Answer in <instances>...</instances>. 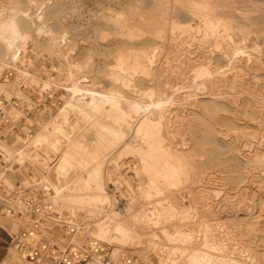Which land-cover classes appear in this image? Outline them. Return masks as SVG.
Returning a JSON list of instances; mask_svg holds the SVG:
<instances>
[{"label":"bare ground","instance_id":"bare-ground-1","mask_svg":"<svg viewBox=\"0 0 264 264\" xmlns=\"http://www.w3.org/2000/svg\"><path fill=\"white\" fill-rule=\"evenodd\" d=\"M68 2L69 0H9L7 2L9 5L4 6L3 3V6L0 7V66L14 64L15 67V62L20 61L23 54L22 58L26 56L28 47L32 48L29 51L33 52L32 55L37 60L38 58L45 60L49 58L52 61L45 63L47 66L49 65V70L45 71L47 74L44 78L42 75L44 72L42 74H40L41 71L38 72L36 63H34L36 64V69H34L32 61L31 64L26 63L25 68H22L24 64L22 67H16V71L22 74L20 82L27 80L37 83V87H41L42 90L50 89L52 95L49 102L43 101L45 104L42 108H46L45 119L41 116L37 117L38 113L37 116L34 115L36 110L33 107L35 104L33 103V94L26 97L27 94L24 95L22 87L20 88L19 84L16 85L15 81L13 85H7V88L6 81L0 83V85L5 84L2 86L3 90L0 87V93L6 101L8 100L9 105H11L10 99L7 98L13 94L16 97L15 100H21V108L31 114L34 113V117L39 118H36L34 122V119L32 122L27 119L30 122L29 126H33L35 131L30 130L32 135L29 136L26 133L29 123L27 125L24 124L25 122L20 123L21 116H18L22 113L19 114L17 110L15 112V108L13 109L11 105L10 109L14 111L7 113L9 117L7 119L15 118L11 121L12 125L20 126L22 134L26 133L27 137L19 135L21 138L15 140L20 146V148L18 146V153L16 155L13 150V154L11 153L9 158L15 159L20 165L27 163L34 172L38 170L39 173L47 175L53 172L50 176L40 175L38 179H35L38 180L35 186L39 187L43 184L44 179V181L50 180V177L55 180L54 184L59 183L58 186L54 185L55 188L53 186L54 190L49 193L47 198L54 204L52 217L59 220L58 217L62 215L63 218L60 220L67 224L76 220L82 221V223L87 221L86 231L81 232L83 237L93 238L104 245L113 243L121 245L131 241L138 243L143 237V229L146 228L149 229L150 238L154 239L156 232L153 230L158 228L166 238L164 240L179 241V248L171 249L172 252L179 253V264H264V250L255 249L258 246L256 242L258 239H254L255 233L260 230L256 232L257 228H253V221V226L249 222L250 219L261 221L259 215L261 210L264 211V201L261 200L262 196L260 197V192L264 191V0H91L92 8L89 9V12L95 10L94 14L97 16L95 22L90 23L89 27L96 38L92 40H97L101 50L105 49L98 51L100 56L105 57L109 54L113 59L110 63L104 60V65L103 61L100 62L104 67L94 61L99 58L94 59L96 57L92 56L94 58L89 57L90 59L87 60L86 57L91 51L87 52L85 48L83 50L86 56L80 52L82 56L72 55L75 44H78V39L72 37V31L70 35L68 22L64 18L67 16L70 22L77 10L75 7H68ZM141 2H145V4L147 2L148 8L145 7L147 4L142 5L143 9H138L135 15L133 11L135 4H141ZM170 2L178 5L170 7ZM81 10L79 8V11ZM69 11L74 13L73 16L68 15ZM177 11L179 16L173 17ZM169 15L172 17L169 18ZM174 18L178 21H172ZM71 26H74L72 22ZM72 30L75 28L73 27ZM86 32L88 33V31ZM248 42L249 45H247ZM61 44L65 47L62 46V48ZM114 44H116L115 48L107 49ZM194 44L197 45V52L200 55L198 54L197 59L194 58L196 60L193 59L194 65L191 63L192 76L189 77H193V80L189 79L194 82V89L199 95V98L196 99V107L210 120L204 122L206 119L199 118L201 119L199 121H203L204 126L206 125L208 129H202L201 137H190L193 139V147L186 148L187 146L184 145L183 148H174L170 143L172 139L168 140V129L165 123L167 116L165 109L169 107L167 102L170 100V96L163 100H159V97H166L168 92L175 91V89L170 87L171 85L164 88L162 85L156 87L161 82L163 84V81L160 82V80L161 74L165 70L162 71L163 63L155 65V58L162 56L161 52L165 48H168L170 53L175 52V58L171 60L175 61L178 53L184 57H190L193 54L191 47ZM1 58H4L5 61ZM45 64L44 66H46ZM165 66L167 67V65ZM169 73H171V69ZM162 76L164 77V75ZM17 79L15 77V80ZM41 80L42 82H40ZM57 80L58 83H63L62 87L56 84ZM168 81L164 80V84L166 82L168 85ZM153 83H156L155 87L151 86ZM27 89L25 88V90ZM37 94L35 93V95ZM156 97L157 100H155ZM40 110L38 108V112L42 113L43 110ZM183 140L182 138V142ZM184 143L186 144L185 141ZM118 145L121 149L112 157L111 155L115 153L112 151ZM9 147L11 148V146ZM8 148L6 147L7 150H9ZM9 151L11 152V149ZM123 154L131 160L120 162L122 160L120 157ZM48 161L53 164L50 165L51 167ZM107 161L110 165L108 164L106 170ZM13 166L12 163L5 170L8 172L7 174H0V181L3 178L6 179V181L4 180L5 186L12 184L13 180L10 175H19L18 178L23 176L21 172L15 171ZM124 166L125 168H123ZM128 167L136 177L144 175L147 178V184L143 183L147 189H143L142 192L140 191L142 188H138L140 192L138 196H140L137 198L140 199L141 196L145 199L155 198L157 201L155 210L153 213L150 211L149 214L137 211L130 215L129 212L126 217L121 216V213H118L120 211L117 213L111 211L110 214L104 215L102 210L106 212V205L110 204H107L110 198L106 191L105 179L108 177L105 174L114 175L110 176L112 179L106 181L107 185H112L115 190L121 191L117 178L121 177L122 170ZM206 168L209 170L207 171ZM202 169L213 175L215 181L221 186H227L228 191L225 192L224 198L219 203L209 205L208 208L200 207L198 209L199 207L196 206L199 205L197 196L199 193L194 194L192 193L194 190L191 192L189 187L185 186H187V181L189 183V179L191 182L197 180L200 172H204ZM32 175L34 176V174ZM105 176L107 178L104 179ZM193 177H197V179ZM257 177L260 178L259 181L256 180ZM61 179L67 181L69 179V181L61 182ZM247 182L248 184H246ZM19 185L27 188L26 183L21 182ZM2 188L10 190L12 187L4 188L3 186ZM178 188L187 191L189 204H191L188 208H183L184 206L180 208V202H178L179 211L177 212L179 215L175 213L174 208H171L174 204H171L169 200L174 195L173 190ZM0 190L2 192L1 186ZM212 190H206L205 193L207 195L214 194L217 198L219 191ZM232 192L239 194L236 196V193ZM8 195L3 197L6 199H1L2 194L0 197V202L5 203L6 201L9 206L4 209L5 211L2 209L6 216L11 215L10 211L15 213L18 207L16 206L15 209L14 205H21L19 196L16 197L15 193ZM128 197L124 198L126 201L129 200V204L126 203L124 208L127 207L129 211L132 210L134 204H137L135 203L137 198L132 195V198ZM133 198L134 200H132ZM232 198L239 200L235 205L236 209L230 208L232 205L230 199ZM3 200L5 201L3 202ZM162 201L168 202L164 204ZM241 203L242 205L245 203V206L239 208L238 205ZM10 206L13 208L12 210H10ZM140 208L142 207L140 206ZM175 209L177 208L175 207ZM226 209H231V211L226 212ZM173 211L179 217V222H177L179 231L176 232V229L172 234L165 228V223L175 216ZM3 214L1 213L0 216ZM224 214L227 218L222 217ZM207 215L210 216V220L198 221L199 219H195L197 222L193 220L198 217L206 218ZM6 216L3 217L7 219ZM28 219L25 217L24 221L29 222ZM40 220L42 219L38 217L35 222ZM262 222L264 223V219ZM197 223L201 229L200 231L196 227V229H191L195 233V230L198 232V234H193L194 232L188 230V227L190 225L194 227ZM175 224L173 223V225ZM193 224L195 225L192 226ZM13 225L17 227L15 223ZM87 228L92 230H87ZM175 228L176 226H174ZM262 232L263 230L259 234H263ZM152 239L150 240L152 241ZM262 240L264 241L263 238ZM239 241L246 244L238 246L237 242ZM250 243L257 245L253 248L254 246H250ZM106 250L108 251L109 248ZM119 254L120 252L116 249L109 252L110 264L117 263ZM15 255L17 254L14 252L10 255L11 261H8L10 264H16L14 261H18L19 258L17 259ZM165 259H171V257H165ZM162 260L158 264H165ZM86 264L94 263L87 261Z\"/></svg>","mask_w":264,"mask_h":264},{"label":"rangeland","instance_id":"rangeland-1","mask_svg":"<svg viewBox=\"0 0 264 264\" xmlns=\"http://www.w3.org/2000/svg\"><path fill=\"white\" fill-rule=\"evenodd\" d=\"M6 1V2H5ZM12 1V0H11ZM14 1V0H13ZM67 1V0H66ZM90 1L91 0H69V2H68V7H75L76 8V10L77 11H75L74 13H72V12H70L69 11V13H68V15H71V16H73V14H74V16H73V20L72 19H70V22H69V19H68V17L66 16V18H64L67 22H68V30H69V33H70V35H71V33L73 32V35H72V37H75V38H77L78 39V44L80 43V41H82L79 45L78 44H75L76 46V48L74 47L73 48V50H74V53L72 54V55H81L82 53H84V55H85V52H84V48H85V51H87V52H89V51H91V52H89V54L86 52V54H88V56L86 57L87 58V60L88 59H92V58H94V57H96V58H94V59H97V58H99V59H97V60H94L95 62H98V64H100V66H102L101 64L103 63V65L105 64V62H112L113 61V59L111 58V55H109V54H107L105 57L107 58H105V57H103L102 55V57L99 55V53L100 52H98V51H104L105 49H103V50H101L102 48L98 45V42H96L95 40H92V39H96L95 37H94V33H93V31H91V28H89L90 27V23H94L95 22V20H96V18H97V16H95L96 14H94V12H95V10H91L90 12H89V9L90 8H92V4L90 3ZM141 1V0H140ZM7 2H9V0H4V1H2V0H0V7H1V5L3 4L4 6H6V5H9V4H7ZM71 2V3H70ZM148 2V1H147ZM146 2V4H145V2H141V4L140 3H138L137 5L135 4V8L133 9V8H131V9H133V11H134V14L137 12V10L138 9H143V6H145V7H147L148 6V3ZM6 3V4H5ZM171 3V2H170ZM173 4V5H172ZM177 4V3H176ZM2 5V6H3ZM82 5H83V7H82ZM139 5H141V6H139ZM143 5V6H142ZM170 5V7H175V6H177V5H175V3L174 2H172L171 4H169ZM78 6V7H77ZM137 7V8H136ZM79 8H80V10L81 11H79ZM148 8V7H147ZM132 10H131V13L133 12ZM92 13V14H91ZM178 11H177V13L176 14H171V15H173V17L174 16H176L177 15V17L179 16L178 15ZM137 14V13H136ZM135 14V15H136ZM75 15H76V17H75ZM171 15H169L168 17L169 18H171L172 16ZM82 16V17H81ZM176 17V18H177ZM83 18V19H82ZM95 18V19H94ZM174 18L172 21H178L179 20V18ZM68 19V20H67ZM79 19V20H78ZM72 20V21H71ZM75 20V21H74ZM77 20V21H76ZM90 21V22H89ZM71 22H72V24L74 25V26H71ZM76 22V23H75ZM78 22V23H77ZM81 22V23H80ZM86 22V23H85ZM70 24V25H69ZM88 25V26H87ZM76 26H78L77 28H76ZM80 26H82L83 28H81ZM75 28V30H72V28ZM80 27V28H79ZM88 28V29H87ZM76 29H79V30H77L76 31ZM80 29H83L82 31L80 30ZM168 29V28H167ZM166 29V30H167ZM88 31V33L86 32L85 33V31ZM72 31V32H71ZM79 31H80V33H79ZM84 31V32H83ZM168 32H169V30H167ZM166 31V32H167ZM75 32V33H74ZM83 32V33H82ZM77 33V34H76ZM79 33V34H78ZM91 35V36H90ZM82 36V37H81ZM84 36V37H83ZM90 36V37H89ZM89 37V38H88ZM81 38V39H80ZM84 38V39H83ZM83 39V40H82ZM158 41V40H157ZM86 42V43H85ZM88 42V43H87ZM85 43V44H84ZM93 43V44H92ZM96 43H97V45H96ZM64 44V43H63ZM63 44H61V47L63 46ZM83 44V45H82ZM261 44V43H260ZM196 44H194L192 47H191V50H192V53L193 54H195V55H193V54H191V56L190 57H188V56H186V57H184V56H182V55H179V53H178V57H177V59H175V61L174 60H171V59H173V58H175V52H169L168 51V48H165V49H163V52H161L163 55L162 56H159L157 59L155 58V61L157 62V60H158V62L156 63L155 62V65H157L158 63L160 64V63H163L164 64V67L162 66V71L164 72V70H165V72L164 73H162L161 74V80H160V82L161 81H163V84H162V82L161 83H159L158 85H156V87H161V85H162V88H164V87H168V86H170V87H174L173 89H175V91L174 90H172V92H168L167 94L168 95H166V97H159V100H163L164 98H169L168 96H170V100L167 102L168 103V110H169V112H168V110L167 109H165V115H167L166 116V120H165V123L167 124V129H168V140H171L172 139V141H170V143H171V146H172V144H173V147L175 148H183V147H185V146H187L186 148H188V147H193L192 146V142H193V139H191L190 137H192V138H194V137H201L202 136V132H203V130H205V128L206 129H208L207 127H206V125L204 126V122H208L210 119H209V117L208 116H205L204 114H202L201 113V110L198 108V107H196V99H198L199 97V95H198V92L194 89V86H195V84L193 85V83L194 82H192L191 80H193V77H189V76H192V74H191V67L190 66H192V65H194V60H196L197 59V56H198V54H199V52H197L198 51V47H197V45L195 46ZM247 45H249V42L247 43ZM82 46V47H81ZM92 46V47H91ZM97 46V47H96ZM114 46H116V44H114V45H112V47H108L107 49L108 50H112L113 49V47ZM244 46V45H243ZM261 46V45H260ZM63 47H65V46H63ZM62 47V48H63ZM80 47V48H79ZM95 47V48H94ZM31 47H28L27 48V54H26V56H24L23 58L25 59V57H26V59L27 58H30L31 59V57H32V59L29 61L28 59L26 60H24L23 58H22V56L24 55H22L21 56V60L19 61V60H17L16 62H15V67H14V64L13 65H7V64H5L6 66H0V83H3L4 81H6V88H7V85H13V82L17 85V84H19L18 86L21 88V90H22V92L24 93V95H26V97L27 96H32V94L34 95L33 96V103H35L34 105H33V107H34V110H36V111H34V115H36L37 116V113H38V116L37 117H39V116H41L42 118H46V114L44 113L45 112V107H44V109L42 108L43 107V104H45L46 102H49L48 100L50 99V96L52 95L51 94V92H50V89H46V90H42V88L41 87H37V83H34V82H32L33 83V86H32V83L30 82V81H27V80H21V82L19 81L20 79H21V77H22V74H21V72H17L16 71V67H22L23 66V64H24V66L22 67V68H25L26 66V63H30L31 64V61L33 62L32 64H33V68L34 69H36L37 68V70H38V72H40V74H42L43 72H44V74H42L43 75V78H44V76H46V72L45 71H47L48 72V70H49V65L47 66L45 63H49V62H52L49 58L48 59H43V58H38V60L36 59V58H34L35 56L34 55H32L33 54V52H31V50L29 51V49H30ZM109 48H111V49H109ZM115 48V47H114ZM32 49V48H31ZM88 49V50H87ZM100 49V50H99ZM167 50V51H166ZM29 51V52H28ZM83 51V52H82ZM251 52L253 51V50H250ZM81 54H80V53ZM107 52H109V51H107ZM169 52V53H168ZM91 53V54H90ZM161 53H159L160 55H161ZM165 53H167V54H165ZM28 54H29V56H31V57H29L28 56ZM31 54V55H30ZM83 55V54H82ZM81 55V56H82ZM97 55H99V56H97ZM172 55V56H171ZM200 55V54H199ZM86 56V55H85ZM92 56H94V57H92ZM165 56H166V59H165ZM180 56V57H179ZM195 56V57H194ZM84 57V56H83ZM90 57V58H89ZM168 57H171V58H168ZM86 58H84V59H86ZM111 58V59H110ZM194 58H196V59H194ZM2 60L4 59V58H1ZM35 59V60H34ZM44 60V61H41V60ZM101 59V60H100ZM103 59V60H102ZM194 59V60H193ZM38 62H37V61ZM83 60V59H82ZM104 60H106L105 62H104ZM169 60V61H168ZM3 61H5V60H3ZM23 61H25V62H23ZM27 61V62H26ZM41 62V64H40V62ZM49 61V62H48ZM103 61V62H102ZM168 61V62H167ZM172 61H173V63H172ZM42 62H44V63H42ZM54 62V61H53ZM100 62H102V63H100ZM167 62V63H166ZM169 62H171V63H169ZM1 63V62H0ZM34 63H36L37 64V67L35 68V66H36V64H34ZM39 63V64H38ZM191 63H192V65H191ZM22 64V65H21ZM44 64L46 65V66H44ZM183 66H182V65ZM17 65V66H16ZM39 65H40V67H39ZM165 65H167V67H168V65H169V67L167 68ZM177 65V66H176ZM187 65H189V66H187ZM6 67V68H5ZM42 67V68H41ZM102 67H104V66H102ZM190 67V69H188ZM10 70H9V69ZM45 68V69H44ZM171 69V73H169V71H170V69ZM178 68V69H177ZM217 68V67H216ZM167 69H169V70H167ZM176 69V70H175ZM12 70V71H11ZM17 72H15V71ZM173 70V71H172ZM178 70V71H177ZM190 70V71H189ZM14 71V72H13ZM166 71H168V72H166ZM187 73H186V72ZM217 71L218 72H220L219 71V69L217 68ZM13 72V73H12ZM178 72V73H177ZM14 73H15V75H14ZM9 74H10V77H9ZM19 74V75H18ZM167 74V75H166ZM178 74V75H177ZM181 74V75H180ZM13 75V76H12ZM18 75V76H17ZM80 75V74H79ZM78 75V76H79ZM162 75H164V77L162 76ZM171 75V76H170ZM187 76V78H186V76ZM15 77H17L18 79L17 80H15ZM163 77V78H162ZM168 79H167V78ZM182 77V78H181ZM8 78V79H7ZM191 80H190V79ZM162 79H164L166 82H167V80H169L168 82V85L166 84V82H165V84H164V80H162ZM186 79V80H185ZM190 80V81H189ZM8 81V82H7ZM174 81V82H173ZM40 82H42V80L40 81ZM60 82V81H59ZM183 82V83H182ZM189 82H191V84H189ZM8 83H10V84H8ZM22 83V84H21ZM27 83V84H26ZM21 84V85H20ZM41 84V83H40ZM56 84L58 85L59 84V86L60 87H62V82H60V83H58V80L56 81ZM155 84L156 83H153V84H151V86L153 85V87H155ZM5 84H1L0 85V87L2 88V90H3V87L2 86H4ZM36 85V86H35ZM165 85V86H164ZM27 87H28V89H27ZM25 88L27 89V90H25ZM37 88H40V89H37ZM188 88V89H187ZM24 89V90H23ZM30 89V90H29ZM37 89V90H36ZM7 90V89H6ZM6 90H4V91H6ZM31 90H32V92H31ZM39 90H42V91H39ZM52 90V89H51ZM192 90V91H191ZM3 92V91H2ZM50 92V93H49ZM62 92V91H61ZM35 93H38L37 95H35ZM40 93V94H39ZM43 93V94H42ZM189 93V94H188ZM194 94V95H193ZM11 96H9L7 99H10L9 101H10V104L12 105V107H13V109L15 108V112H16V110L17 111H19V114H21V115H19L18 117H20V123H23V122H25L24 124L25 125H27L28 123V129H27V131H26V133H28V135L29 136H31L32 134V132L34 131V129L32 128L33 126H29L30 125V122H32V120H33V122L36 120V118L34 117V115L33 114H31V113H29V112H27V110L26 109H24V108H21L22 107V104H21V100L19 101V100H15V95H13V94H10ZM40 95V96H39ZM186 95V96H185ZM193 95V96H192ZM197 95V96H196ZM42 96V97H41ZM47 96V97H46ZM38 97H40V98H38ZM43 97H45V98H43ZM49 97V98H48ZM172 97V98H171ZM188 97V98H187ZM43 100H42V99ZM14 99V100H13ZM154 99V98H153ZM158 98L156 97L155 98V100H157ZM45 100V101H44ZM8 101V100H7ZM6 101V99L3 97V95L0 93V174H2V173H8V172H6L5 170H7L8 169V167H10L11 165H12V163L14 164V168L16 169L15 171H18V172H21V175H23L21 178L19 177L18 178V176H16L15 174H13V175H10V178H12V180L14 181H11L12 182V184L10 185V186H5V184H6V182L4 183V180L6 181V179L5 178H3L2 180H3V183H2V180L0 181V186H1V189H2V192H1V190H0V197H1V194L3 195L2 197H1V199H6V198H3V197H6L5 195H7V196H9L8 194H14L15 193V190H17V187L18 186H20L19 184L21 183V182H23V183H26V185H27V188H29V187H31L33 184V186L32 187H34L35 186V184H37V182L36 181H38V180H35V179H38L39 178V176L40 175H44V177L47 175V174H41L42 172H40L39 173V171L38 170H36L35 172H34V170L32 171V169H30V165L28 166L27 165V163H24L23 165L21 164L20 165V163L19 162H17L15 159V162H13L14 160H12V158H9V157H11V155L13 154L12 153V151L13 152H16V155H17V151L19 150L18 149V146H19V144L15 141L16 139H18L20 136H23V137H27V136H25L26 135V133H24V135L22 134L23 133V131L21 130V127L19 126H15L14 124L12 125V123L13 122H11L13 119L15 120V118H13L12 120H11V118L8 120L7 119V113L9 112H12V111H14L13 109L11 110L10 108H12L11 107V105H9L8 104V102ZM45 103H44V102ZM193 101V102H192ZM7 102V103H6ZM38 102V103H37ZM43 102V103H42ZM18 103V104H17ZM42 105H40V104ZM193 103V104H192ZM41 106V107H40ZM24 107V106H23ZM6 108V109H5ZM38 108L39 109H41L40 111H42V113H40V112H38ZM170 108V109H169ZM18 109H20V110H18ZM167 110V111H166ZM5 111H6V113H5ZM21 112V113H20ZM24 112V113H23ZM167 113V114H166ZM202 115H201V114ZM6 115V116H5ZM11 115V114H10ZM9 115V116H10ZM33 115V116H32ZM199 115H201V116H199ZM204 115V116H203ZM3 116H5V117H3ZM44 116V117H43ZM188 116V117H187ZM31 117V118H30ZM203 118V120H205L204 122L202 121H199V120H201L202 118ZM5 119V121H7V122H5L4 121V119ZM9 118V117H8ZM199 118H201V119H199ZM18 119V118H17ZM27 119H29L30 120V122L27 120ZM37 119H39V118H37ZM209 119V120H208ZM3 120V121H2ZM184 120V121H183ZM197 120V121H196ZM17 121V120H16ZM27 121V122H26ZM168 121V122H167ZM189 121V122H188ZM199 121V122H198ZM183 122V123H182ZM197 122V123H196ZM15 123V122H14ZM19 123V124H20ZM202 123V124H201ZM192 124V125H191ZM239 124V123H238ZM17 125V124H16ZM170 125V126H169ZM180 125V126H179ZM15 126V127H14ZM24 127V126H23ZM30 127V128H29ZM33 129V130H32ZM203 129V130H202ZM22 132H21V131ZM32 132H31V131ZM199 130V131H198ZM12 131V132H11ZM30 132V133H29ZM35 132V131H34ZM170 132V133H169ZM191 135H190V134ZM14 134V135H13ZM16 135V136H15ZM20 135V136H19ZM131 135H133V134H131ZM134 136V135H133ZM133 136H132V138H133ZM184 136V137H183ZM14 137V138H13ZM17 137V138H16ZM196 137V138H197ZM21 138V137H20ZM182 138L184 139L183 140V142H182ZM13 139H14V141H13ZM129 139H130V137H129ZM128 138L126 139L127 141L129 140ZM191 139V140H190ZM10 140V141H9ZM184 141L186 142V144L184 143ZM11 142V143H10ZM189 142H191V143H189ZM2 143H5V144H2ZM18 145H17V144ZM16 145L17 146V150H16V146H12V145ZM8 145V146H7ZM175 145V146H174ZM185 145V146H184ZM191 145V146H190ZM4 146H6L7 148L9 147V146H11V148L9 147L8 149L10 150L11 149V152L9 151V150H7L6 149V147H4ZM119 146V145H118ZM116 147L115 148V150H113L112 152L114 153L113 155H111L112 157H114L117 153H118V151H120V149H121V147L119 146V147ZM12 147H13V149H12ZM15 148V149H14ZM19 148H20V146H19ZM117 152V153H116ZM12 153V154H11ZM11 154V155H10ZM14 155H15V153H14ZM13 155V156H14ZM4 157H6V160H4ZM127 157V158H126ZM54 158V157H53ZM52 158V159H53ZM10 159V160H9ZM52 159H50V160H52ZM109 160H110V158H108ZM120 159H122L120 162H128V161H130L131 160V158H128V156H126V155H121V157H120ZM12 161V162H11ZM111 161V160H110ZM122 162V163H123ZM48 164H49V166L51 165H53L51 162H49L48 161ZM109 164V161H107V163H106V165H107V167H106V165H105V167H106V170H107V168H108V166L110 165H108ZM50 166V167H51ZM207 167V166H206ZM123 168H125V166L123 167ZM130 167H128L127 169H123L122 171V176L121 177H118L117 179L119 180L118 181V185H119V189H121V191H118V190H115V188L112 186V185H107V182L106 181H109V179H112V177H110V176H114V175H112L111 173H106L105 175L108 177H104V179L105 178H107V179H105V183H106V188H107V193H108V196H109V198H110V200H109V202L107 203V204H111L112 203V201H113V203H114V205H113V203L110 205H106V212H104V210H102V213L105 215V214H110L111 213V211L113 212H118V211H120V212H118L121 216H128L129 214L131 215V214H135L137 211H139V212H145V214L147 213V214H149V212L151 211V213H153L154 212V210H155V203L157 202L156 201V199L155 198H152L153 199V201H152V199H145V198H142V196H141V198L140 199H142V200H140L139 198H137V197H139L138 196V194L140 193L139 192V189L138 188H142V190H140V191H142L143 192V189L144 190H146L147 189V187H144L145 185L143 184V183H145V184H147L146 183V181H147V178L144 176V175H138V177H136V175H134V173H133V171H131L130 169H129ZM208 168V167H207ZM206 168V170L208 171L209 169H207ZM206 170H203L202 169V171H204V172H200V174L198 175L199 176V178L197 179V177L195 178V177H193L194 179H197V180H192V182L190 181L191 179H189V183H187L186 182V184H187V186H185L186 188H188L192 193H194V194H196V193H199V194H197V196H198V199H199V205H197L196 207H199L198 209H200V207L202 208H208L209 207V205L211 206L212 204H217V203H219L221 200H222V198H224L223 196H224V194H225V192L226 191H228L227 189H228V187L226 186V187H224V186H221L219 183H217L216 181H215V179H214V177H213V175H211V174H209V172L207 173V171ZM213 171V170H212ZM38 172V173H37ZM34 174V176L32 175V174ZM53 173V172H52ZM52 173H50L51 175H52ZM203 173H206V174H203ZM50 174H48L49 176H50ZM111 174V175H110ZM209 174V175H208ZM4 175V174H3ZM47 175V176H48ZM203 176V175H205V176H203V177H201V176ZM207 175V176H206ZM211 175V176H210ZM15 178H13V177ZM73 176V175H72ZM125 176V177H124ZM139 176H140V178H139ZM143 176V177H142ZM256 176H258V174H256ZM4 177H5V175H4ZM35 177V178H34ZM145 177V178H144ZM200 177H201V180H200ZM209 177V178H208ZM18 178V179H17ZM23 178V179H22ZM41 178V177H40ZM128 178V179H127ZM137 178V179H136ZM207 178V179H206ZM258 178V177H257ZM256 178V180H260V178H258L257 179ZM50 180H47L46 179V181H44L43 180V184L42 185H40V188H42L43 187V189H47V190H49V192L51 193V191L53 192V190L54 189H52L53 188V186L54 185H59V183H55L54 184V179H52L51 177L49 178ZM51 179H52V181H51ZM126 179V180H125ZM146 179V180H145ZM203 179V180H202ZM18 180H20V181H18ZM35 180V181H34ZM200 180V182H197V181H199ZM33 181V182H32ZM50 181V182H49ZM65 181H67L66 179H61V182H65ZM68 181H69V179H68ZM67 181V182H68ZM143 181H145V182H143ZM194 181H195V183H194ZM202 181V182H201ZM36 182V183H35ZM60 182V183H61ZM197 182V183H196ZM140 183V184H139ZM191 183V184H190ZM198 183L200 184L199 186H198ZM218 185H217V184ZM2 184H4V185H2ZM15 184V185H14ZM53 184V185H52ZM190 184V185H189ZM197 184V185H196ZM202 184V185H201ZM246 184H248V182L246 183ZM52 185V186H51ZM61 185V184H60ZM138 185V186H137ZM140 185V186H139ZM144 185V186H143ZM215 185H216V187H217V189H215L216 187H215ZM4 186V188H6V187H12L10 190H8V188H6V189H3L2 187ZM125 186V187H124ZM136 186V187H135ZM142 186V187H141ZM147 186V185H146ZM193 186V187H192ZM213 186V187H212ZM234 186V185H233ZM39 187V186H38ZM50 187H51V189H50ZM192 187V188H191ZM201 187V188H200ZM230 187V186H229ZM54 188H55V186H54ZM196 188H198V189H196ZM209 188V189H208ZM214 189L215 191H219V197L217 196V198L214 196V194H211V195H207L205 192H206V190H211V191H213L212 189ZM222 188V189H221ZM234 188V187H233ZM203 189V190H202ZM114 190V191H113ZM138 190V191H137ZM202 190V191H201ZM205 190V191H204ZM129 191V192H128ZM135 191H136V193H137V195H136V193H135ZM201 191V192H200ZM221 191V192H220ZM14 192V193H13ZM113 192H115V193H113ZM120 192H121V194H120ZM134 192V193H133ZM141 192V193H142ZM173 192H174V195L173 196H171V198H169V200H170V203L171 204H174V205H172V207L171 208H174V210L176 211H173V213L175 212L177 215H179L178 214V212L177 211H179V207L181 208V207H183V208H188V207H190L191 206V204H189L190 202V200H189V197H188V194H187V191L186 190H182V189H180L179 190V188L177 189V190H173ZM177 192V193H176ZM180 192H182V193H180ZM119 193V194H118ZM132 193V194H131ZM179 193V194H178ZM201 193H203V194H201ZM232 193H234V192H232ZM236 193V192H235ZM234 193V194H235ZM264 191H261L260 192V197H261V200L262 201H264ZM123 194V195H122ZM136 195V197H134L135 195ZM180 194H182V195H180ZM238 192L235 194L236 196H238ZM262 194V195H261ZM131 195H132V197H134V198H137V201L135 202V203H137V204H134V206L131 208L132 210H127V207L126 208H124L125 207V204L127 203V204H129L128 202H129V200L128 201H126L125 199H126V197H128V198H130L131 197ZM177 195V196H176ZM193 195V194H192ZM200 195V196H199ZM214 197H213V196ZM16 196V195H15ZM51 196V195H50ZM113 196H114V198H113ZM212 198H211V197ZM17 197V196H16ZM131 197V198H132ZM172 197H174V198H172ZM180 197H181V200H180ZM200 197V198H199ZM203 197V198H202ZM8 198H10V197H8ZM14 198V197H13ZM125 198V199H124ZM134 198L132 199V200H134ZM176 198V199H175ZM221 198V199H220ZM243 198V197H242ZM0 199V200H1ZM174 199V200H173ZM205 199V200H204ZM218 199V200H217ZM237 199H238V197H237ZM236 198H232V199H230V204H232L231 205V207L230 208H234V209H236V203L237 202H239V200H237ZM19 200H21V201H25V196L23 195H21V196H19ZM131 200V199H130ZM131 200V201H132ZM155 200V201H154ZM168 200V201H169ZM173 200V201H172ZM233 200V201H232ZM5 200H3V202H4ZM115 201H116V203H115ZM167 201V202H168ZM142 202V203H141ZM154 202V203H153ZM164 204L165 203H167V202H164V201H162ZM173 202V203H172ZM177 202V203H176ZM178 202H180V206H179V203ZM235 202V203H234ZM10 203H12V202H10ZM26 203V202H25ZM51 204H53L52 203V201L50 202ZM148 203V204H147ZM176 203V204H175ZM5 204V205H4ZM7 202L5 201V203H2V201L0 202V214L2 213L3 214V210L6 208V207H9V206H7ZM150 204H152V205H150ZM208 204V205H207ZM13 205V204H12ZM143 205V206H142ZM144 205H145V207H144ZM242 205V203L241 204H239L238 205V207L240 208H242L243 207V205L245 206V203H243V205ZM2 206H5L4 208H1ZM18 208H17V207ZM111 206V207H110ZM127 206V205H126ZM140 206L142 207V208H140ZM148 206V207H147ZM179 206V207H178ZM233 206H235V207H233ZM11 207V206H10ZM16 210H15V213H14V211H10V216H6V214H5V212H4V214H3V216L5 215L6 217H8L7 219L5 218V217H3V216H0L1 218H0V237H2L4 240H6L7 241V244L6 245H4V248H0V251H2V253H3V257H2V259H1V261H0V263H2V264H10L8 261L10 260L11 261V259H9L10 258V255L14 252L15 254H17V255H15V257H17V259H18V261H14L16 264L18 263H22V264H29L28 263V261H26V259L24 258V257H22V255H20L18 252H17V250L14 248V245H15V241L17 240V239H19L20 237H22V234L24 233V232H26V230L29 228L25 223V221H24V219H25V217H27L28 218V216H25V214H23V217H21L20 216V214L18 213V209H19V207H21V206H18V205H14L13 206ZM109 207V208H108ZM134 207H135V209H134ZM157 207V206H156ZM159 207V206H158ZM157 207V208H158ZM165 207V206H164ZM175 207L178 209H175ZM237 207V208H238ZM122 208V209H121ZM161 208V207H160ZM238 208V209H239ZM3 209V210H2ZM13 208L11 207V209L10 210H12ZM105 209V208H104ZM109 209V210H108ZM138 209V210H137ZM146 209V210H145ZM237 209V210H238ZM142 210V211H141ZM144 210V211H143ZM5 211V210H4ZM17 211V212H16ZM110 211V212H109ZM126 211V212H125ZM172 211V210H171ZM226 212L228 211V212H230L231 211V209H226L225 210ZM241 211V210H240ZM130 212V213H129ZM133 212V213H132ZM226 212H224V213H226ZM17 213V214H16ZM129 213V214H128ZM175 213L173 214V215H175ZM261 214L259 215L260 216V218L261 219H259V220H261V221H255V220H249V222H250V225L252 224V226H253V223H254V226H253V228H257V231L256 232H258L259 230V232L258 233H255L256 234V237L254 238V239H260L261 241H260V243L258 242V240L256 241L257 243H258V246L256 247V245L257 244H252L251 245V243H250V246H252L253 248H255L256 250H259V251H261V250H264L263 248H264V241L262 240V238L264 239V226H263V222H262V220L264 219L263 217H264V211L263 210H261V212H260ZM239 214H240V212H239ZM65 215H66V213H65ZM177 215H175L173 218H170V220H172V221H170L169 220V222H167V223H165V228H167V231H169V233L171 232L172 234L175 232V230H176V232L177 231H179L178 229H179V223L177 224V222H179V217L177 216ZM11 216H12V219H11ZM16 216H17V218H16ZM37 216H39V214L37 215ZM222 217L224 218V217H226V215L224 214V216L222 215ZM21 218L22 219V221H21V219H20V222H19V219ZM24 218V219H23ZM36 218H38V217H36ZM36 218H35V220L34 221H36ZM40 218V217H39ZM60 218H63V217H60ZM60 218L58 217V219L59 220H57L56 218H53V217H51V219H53V220H57V222H62V220H60ZM175 218V219H174ZM209 218V219H208ZM227 218V217H226ZM8 219H9V221H8ZM16 219V220H15ZM41 219V218H40ZM44 219H45V221H44ZM198 220V221H206L205 219H207V220H210V216H206V218L204 217V218H200V217H198V218H193V220ZM203 219V220H202ZM11 220H12V222H11ZM29 220V222H31V219H28ZM195 220V221H196ZM16 221H17V223H16ZM252 221H253V223H252ZM28 222V221H27ZM42 222L44 223V225H43V227H45V228H47V229H49V228H55V226H54V224H53V222H55V221H52L51 223L48 221V219L47 218H42ZM82 222V221H81ZM87 222V221H86ZM170 222H172V223H170ZM175 222H176V224H175ZM197 222V221H196ZM210 222V221H209ZM258 222V223H257ZM16 224L17 225V227L16 226H14L13 224ZM20 223V224H19ZM21 223H23V224H25V225H23V224H21ZM168 223H170V224H168ZM173 223L175 224V225H173ZM255 223H257V224H255ZM46 224H48V225H46ZM57 224V223H56ZM87 224V223H86ZM171 224H172V226H171ZM262 224V225H261ZM19 225H20V227H19ZM166 225H168V226H170V227H168V226H166ZM195 224H193L192 226H194ZM197 225V226H196ZM194 227H191V225L188 227V230H191V229H193V228H197L198 229V231H200V227L198 226V223L196 224ZM174 226H176V228L174 229ZM178 226V227H177ZM146 227V226H145ZM191 227V228H190ZM190 228V229H189ZM195 228V229H196ZM261 228H262V230H263V234H259L262 230H261ZM91 228H87V230H90ZM173 229V230H172ZM92 230V229H91ZM90 230V231H91ZM149 229H143V239L141 238V240H139V242L138 243H136V241H135V243H134V241H131V242H127V243H125V244H121V245H119V244H116V243H113V244H110V245H104V248L106 247V248H109V250H108V253L110 252H112V250L113 249H116L118 252H120V254L118 255V258H117V263L116 264H127V263H129V264H158V262H161L160 260L161 259H163L162 261H164L165 262V264H179V253H177V252H172V248H179V244H178V242L179 241H177V240H171L172 242L173 241H175V242H168V241H166V240H164V239H166L162 234H161V230H159L158 228L157 229H155V230H153V232L155 231L156 232V240H155V237H153L154 239H152V238H150L151 236L148 234L149 233V231H148ZM86 231V230H85ZM146 233H145V232ZM148 231V232H147ZM192 231V230H191ZM196 231V233L198 234V232H197V230H195ZM15 232V233H14ZM84 232V231H83ZM160 232V233H159ZM194 231H192V233H193ZM159 233V234H158ZM195 232L193 233V234H196ZM13 235V236H12ZM83 235V234H82ZM145 235V236H144ZM160 235V236H159ZM196 236V235H195ZM261 236H263V237H261ZM260 237V238H259ZM51 238H52V236H51ZM56 238V237H55ZM84 238H86L87 240L88 239H90L89 237L87 238V236L85 237L84 236ZM150 239H152V241L150 240ZM163 239V240H162ZM97 241V240H95V239H93V238H91L89 241ZM144 241V242H143ZM152 242V246H151V242ZM263 241V242H262ZM97 242H99V241H97ZM142 242V243H141ZM157 242V243H156ZM176 242H177V245H175L176 244ZM236 242V241H235ZM100 243V242H99ZM153 243H154V247H153ZM156 243V244H155ZM168 243H170V245H168ZM234 243V242H233ZM238 243V246L239 245H243V244H246V243H243V241H239V242H237ZM237 243H235V245H237ZM100 244H102V243H100ZM249 244V243H248ZM118 245V246H117ZM168 245V246H167ZM175 245V246H174ZM232 245V244H231ZM234 245V244H233ZM262 245V246H261ZM150 248H149V247ZM163 246V247H162ZM177 246V247H176ZM244 246V245H243ZM153 247V248H152ZM168 247V248H167ZM169 247H171V248H169ZM259 247V248H258ZM261 247V248H260ZM12 250H11V249ZM14 248V249H13ZM105 248V249H106ZM152 248V249H151ZM159 248V249H158ZM165 248V249H164ZM169 249V250H167V249ZM164 249V250H163ZM161 250V251H160ZM11 252V253H10ZM137 252H139V253H137ZM136 253V254H135ZM149 253V254H148ZM162 254V256H161V254ZM165 253V254H164ZM146 255V256H145ZM7 256V257H6ZM21 256V257H20ZM108 256H109V254H108ZM160 257V258H159ZM161 257H163V258H161ZM165 257H167V258H170L171 257V259H165ZM264 257V256H263ZM108 258V257H107ZM105 259L104 260V262H110V259L108 258V259ZM21 259V260H20ZM152 259V260H151ZM261 259H263V258H261ZM19 260H20V262H19ZM166 260V261H165ZM167 260H169V261H167ZM172 260V261H171ZM127 263H126V262ZM134 261V262H133ZM174 261H176V262H174ZM121 262V263H120ZM137 262V263H136ZM163 262V263H164ZM172 262V263H171ZM20 263V264H21ZM91 263H92V261H91ZM94 264H96L95 262H93ZM111 263V262H110Z\"/></svg>","mask_w":264,"mask_h":264},{"label":"built area","instance_id":"built-area-1","mask_svg":"<svg viewBox=\"0 0 264 264\" xmlns=\"http://www.w3.org/2000/svg\"><path fill=\"white\" fill-rule=\"evenodd\" d=\"M49 193L46 188L38 186L17 187L16 196H25V201H20L21 207L18 213L21 217L25 214L32 220V222H26L29 228L15 241L14 248L18 253L29 264H86L87 261L110 264V262H104L107 257L109 258L104 245L83 237L81 232L86 230V222L76 220L67 224L51 219L54 204L47 199ZM36 217L47 218L50 223L55 221L53 222L55 228L43 227L42 220L34 221ZM60 217L63 216L60 215Z\"/></svg>","mask_w":264,"mask_h":264},{"label":"crops","instance_id":"crops-1","mask_svg":"<svg viewBox=\"0 0 264 264\" xmlns=\"http://www.w3.org/2000/svg\"><path fill=\"white\" fill-rule=\"evenodd\" d=\"M6 244H7V241L4 240L2 237H0V248H4V245H6ZM2 257H3V253H2V251H0V261H1Z\"/></svg>","mask_w":264,"mask_h":264}]
</instances>
